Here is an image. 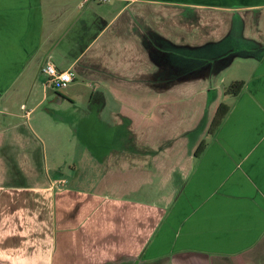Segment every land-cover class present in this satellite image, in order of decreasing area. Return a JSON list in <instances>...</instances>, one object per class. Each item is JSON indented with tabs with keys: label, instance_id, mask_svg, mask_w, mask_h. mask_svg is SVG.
Instances as JSON below:
<instances>
[{
	"label": "crops",
	"instance_id": "0c3cea01",
	"mask_svg": "<svg viewBox=\"0 0 264 264\" xmlns=\"http://www.w3.org/2000/svg\"><path fill=\"white\" fill-rule=\"evenodd\" d=\"M137 4L221 18L210 41L176 45L136 11L119 20ZM48 60L71 83L96 81L85 102L58 94L99 120L82 128L97 139L64 151L76 176L28 169L41 146L26 121L44 92L10 107L46 80ZM225 72L243 81L235 95L211 82ZM0 103V264H264V0H0ZM220 103L228 111L210 134Z\"/></svg>",
	"mask_w": 264,
	"mask_h": 264
},
{
	"label": "rangeland",
	"instance_id": "374dc122",
	"mask_svg": "<svg viewBox=\"0 0 264 264\" xmlns=\"http://www.w3.org/2000/svg\"><path fill=\"white\" fill-rule=\"evenodd\" d=\"M104 5V4H103ZM99 5L96 4V7ZM140 4L133 5L127 9L126 12H124L119 20H123L125 15L128 13H131L133 11L138 12V15L140 16H146L148 25L151 29L155 31V33H161L165 37H168L169 40L172 41V43L177 44H194L197 42L204 43L205 41H210V37L212 35L211 27L209 24V21L212 20L213 17H217L214 15H211V11L208 9L201 10V15L195 17L194 14L190 10H184L182 8H176V7H169V6H162V5H152L150 7H140ZM254 16V15H251ZM127 17V16H126ZM196 19H199L198 22L194 21ZM138 26L140 27V21L138 23ZM208 43V42H207ZM175 47V45L171 46ZM206 49V48H205ZM171 50V49H170ZM211 48H207L206 52L210 53ZM176 51V50H175ZM213 51V50H212ZM172 52V50H171ZM171 64H176L178 60V56H170ZM172 70L175 67H170ZM169 68V69H170ZM172 74V71H171ZM230 73L226 72L223 74H220L218 76L214 75L211 82H214V84L220 85V88L218 87L217 93L218 95L222 96V88L228 87L229 83V76ZM220 78H222V83ZM39 82L38 85L34 88L26 89L24 88L21 90V96L12 98L11 100L14 102L13 104H10L14 110L20 111V104L25 103L24 105H21V108H29L33 106L31 103L28 104V99H34L37 100V98H40L43 95L46 97V100H43L42 103H40L35 108V112L32 115V118L28 119V122L26 121V124L30 123L32 127L35 128L37 133L39 134V139H35V143L38 144L40 147V151L36 153V156L34 160L30 163V167L28 168L31 173H36L37 177H42L43 175H54V168H57L60 170V175L68 176L73 175L76 176L80 173L81 169H72L68 166V159L67 157L75 156L79 154V148L82 145V142L84 140H88L91 142L95 139H97L96 135L90 134L89 136H84V131L82 128L88 126V127H98L99 120L96 117V114L90 112V114H87V117L80 118V115L83 114V111H86V105L85 103H78V109L76 110L75 106H71L68 104L67 101H64L63 103H60L58 100V94L57 93H63L67 90H71L75 93H79V95H82V99L86 100V96H88L89 92L93 90L90 83H92L94 86L96 85V81H90L89 79H81L78 77V80L70 83L68 86L56 89L54 87H51L49 85H46L43 91V79L38 77ZM220 80V81H219ZM205 82V81H203ZM92 85V86H93ZM158 88H155L157 90ZM95 90V89H94ZM147 88L145 87H137L134 89H131V95L133 97H136L139 101L138 104L134 105L139 110L143 109L145 107V96L147 92ZM151 90V89H150ZM170 95H185L186 91L185 89H178L177 87H170ZM192 90V89H191ZM216 90H212L209 97L215 98ZM186 91V92H185ZM185 92V93H183ZM118 96L125 95L124 93L121 94V89H118ZM24 97H27L25 100ZM109 96V93L107 95ZM85 98V99H84ZM210 100V98H209ZM209 104L205 106V108H208ZM211 106V104H210ZM3 105L0 103V109H2ZM8 108H10L7 105ZM23 110L21 109V113ZM144 112V111H143ZM89 113V111H88ZM140 118V116H139ZM1 119V118H0ZM141 123V118L138 120ZM5 122L4 120H0V125H3ZM9 122V119L6 121V124ZM76 128L78 130L76 131ZM58 135H55V134ZM4 133L1 134L0 138L2 137ZM12 138V137H11ZM4 139L9 140V137H5ZM55 140V143L53 142ZM68 146V156L66 157V154L64 151L66 150ZM54 149V153H51V149ZM25 153H21V159L24 158ZM19 165V163H17ZM14 163V165H17ZM13 166H11V169ZM95 172V171H94ZM43 174V175H42ZM96 175L95 173H91L90 176L94 177ZM28 179V178H27ZM36 179V178H35ZM72 180V179H70Z\"/></svg>",
	"mask_w": 264,
	"mask_h": 264
},
{
	"label": "built area",
	"instance_id": "2783aa9c",
	"mask_svg": "<svg viewBox=\"0 0 264 264\" xmlns=\"http://www.w3.org/2000/svg\"><path fill=\"white\" fill-rule=\"evenodd\" d=\"M40 73L45 76L46 85L56 89L66 87L74 79V73L71 70L58 69L50 60L41 65Z\"/></svg>",
	"mask_w": 264,
	"mask_h": 264
},
{
	"label": "trees",
	"instance_id": "16d2710c",
	"mask_svg": "<svg viewBox=\"0 0 264 264\" xmlns=\"http://www.w3.org/2000/svg\"><path fill=\"white\" fill-rule=\"evenodd\" d=\"M243 86V81H234L229 84L226 89V93L230 95H235L239 92ZM59 94V93H57ZM60 95V94H59ZM228 111V106L224 103H220L215 111L213 119L210 124L209 133L212 134L214 130L220 125L222 119L224 118L226 112ZM203 143L197 148L196 154L200 153L203 150Z\"/></svg>",
	"mask_w": 264,
	"mask_h": 264
}]
</instances>
